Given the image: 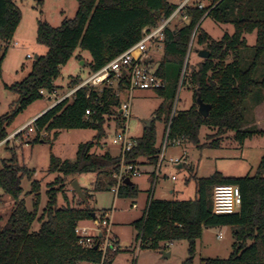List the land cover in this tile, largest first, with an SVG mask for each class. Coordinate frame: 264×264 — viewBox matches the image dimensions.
Masks as SVG:
<instances>
[{
  "label": "trees",
  "instance_id": "16d2710c",
  "mask_svg": "<svg viewBox=\"0 0 264 264\" xmlns=\"http://www.w3.org/2000/svg\"><path fill=\"white\" fill-rule=\"evenodd\" d=\"M209 1L210 4L202 9L186 7L184 14L187 21L182 22L179 28L165 29L162 59L155 70L164 86L154 90L162 98L154 119L164 121L167 128L169 126L170 141L180 140L199 149L219 148L222 136L228 132L234 133V139L239 144L255 136L264 137V126L260 121L262 117L258 116V122L253 127L244 128L247 99L255 93L254 107L264 102V79L254 78L264 58V0ZM76 2L78 8L74 18L64 19L59 27L38 22L36 42L46 47L47 52L32 62L29 73L23 79L10 86L5 85V89L12 92L16 99L10 104L9 111L0 116L1 145H6L5 140L9 136L6 128L16 116L33 102L42 99L43 92L53 93L57 89L53 82L75 50L89 52L90 71L93 74L138 42L143 28L155 27L178 7L169 0ZM207 17L219 24L231 25L233 33L225 34L220 40L211 39L200 27ZM20 18L21 12L13 0H0V42L9 43ZM253 33L255 44L248 48L244 35ZM194 38L210 55L196 68L188 67L187 70V55ZM246 48L250 51L249 60L243 56L242 51H246ZM230 55L232 61L225 63ZM80 82L76 78L68 85L73 89ZM179 84L190 85L193 89V104L171 117ZM121 91L115 92L106 84L102 85L101 90L80 88L71 99L64 98L55 103L34 120L30 132L34 135L32 143L51 144L63 130L92 129L97 132L91 141L78 146L72 161L50 155L48 172L61 176L46 190L47 202L38 218L40 227L37 231L32 230V224L37 219L40 203L39 182L31 181V190L26 193L35 195L33 210L29 211L22 198L21 181L32 170L19 165L12 156L1 161L0 196L9 195L14 207L0 228V264H81L100 261L101 254L97 250H84L77 246L74 233L77 224L92 220L94 211L70 206L65 196L64 205L59 206L58 195L63 191L65 178L87 173L100 176L108 173V170H118L119 157H112L108 152L96 155L91 150L104 136L106 118L118 116L113 109L121 106L118 95ZM198 95L204 104L210 106L206 118L197 111L195 100ZM87 110H90L89 115L85 114ZM202 127L214 133L208 134L206 142L201 144L199 134ZM25 130L28 129L16 137L20 138ZM42 132L47 136L41 137ZM156 141L152 120L136 139L135 146L126 153V158L135 162L145 159L147 164L156 166L160 153ZM153 178L152 173V185ZM193 180L196 189L193 199L159 200L150 195L140 219L132 223L140 249L158 251L162 243L167 245L183 241L187 244V257L180 264H194L196 243L201 239L203 230L229 227L234 238L229 256L225 259H202L200 264H264V155L253 176L226 177L215 172L206 178L194 176ZM115 183L116 180L109 176L108 186ZM221 185L238 187L241 204L237 212L213 213V189ZM138 193L135 184H122L117 196L134 199ZM84 197L88 198L86 194ZM113 256L105 264H111Z\"/></svg>",
  "mask_w": 264,
  "mask_h": 264
},
{
  "label": "rangeland",
  "instance_id": "374dc122",
  "mask_svg": "<svg viewBox=\"0 0 264 264\" xmlns=\"http://www.w3.org/2000/svg\"><path fill=\"white\" fill-rule=\"evenodd\" d=\"M21 12L20 22L9 43L0 42V116L9 111L10 104L16 99V96L5 89V85L10 86L23 79L30 71L35 56H43L47 48L37 44V24L46 22L50 26L57 28L64 19H73L78 8L76 0H13ZM173 2L174 0H169ZM185 0H177L181 4ZM202 2L204 6L210 4L209 0H188L187 7L196 6ZM176 18L170 28H179L182 22ZM201 29L204 30L211 39L220 40L225 34L231 35L233 27L229 24H219L210 17L205 18L201 23ZM245 44L248 48L255 44V33L244 35ZM196 43L194 38L190 44V51L187 58V70L196 68L202 62L197 56V52L203 49ZM243 52L245 59L249 60L250 51ZM162 47L149 52L152 64L150 68L156 70L162 59ZM29 56V57H28ZM232 61L230 55L225 63ZM91 56L88 51L77 49L74 51L70 60L60 68V74L53 84L57 88L55 93L43 92V98L33 102L25 110L19 113L13 122L6 128L9 138L6 145L0 147V165L4 158L14 157L19 165H25L32 170L28 177L21 181V187L24 195L23 199L29 211L33 210V198L35 195L28 194L31 190V181L37 180L40 185V203L38 205L37 219L32 224V230L37 231L40 227L38 218L46 205V190L54 184L56 178L61 175L48 172L49 157L54 155L61 160H74L77 148L80 144L91 141L97 132L92 129L63 130L57 138L49 143H32L34 135L25 130L21 137H10L16 129L23 126L38 112L46 107L56 103L58 99L68 94L71 90L69 82L73 79L80 81L87 80L91 75L90 71ZM185 69V70H186ZM256 80L264 79V58L254 75ZM115 84H113L114 86ZM120 103H125L129 94L122 92L118 94ZM130 117L127 119V132L132 138H139L147 124L154 120L156 132V145L160 147L165 140V132L168 131L164 121H156L155 111L162 103V98L154 90H135L131 94ZM193 104V89L190 85L179 84L172 108L171 117L179 111L187 110ZM255 105V93L252 94L245 103V126L251 128L258 122V116L264 124V102L259 107ZM113 111L118 113V108ZM125 120L119 115L106 118L104 124V136L91 150L96 155H101L104 151L110 149L111 153L116 154L118 147L112 144V139L117 132L124 127ZM262 124V126H264ZM150 126V125H149ZM214 133L206 127L200 129L199 140L204 143L208 134ZM12 135V134H11ZM42 136L41 137H46ZM51 138V135L49 136ZM178 144L168 145L165 152V161L160 168L155 181L154 199L183 201L193 199L195 196V183L193 176L206 178L215 172H221L225 176L243 177L253 176L259 165L261 157L264 155V137L255 136L246 139L243 144H239L234 139V133L228 132L222 136L219 148L199 149L196 146L183 141H176ZM184 158L186 164L177 168L174 164L168 163L170 159L175 160ZM144 159H140L141 162ZM188 161V162H187ZM143 171L141 175L132 179V182L140 190L138 196L132 198H119L111 192L112 186H108L107 180L112 177V172L98 176L96 173H87L78 175V184L82 187V193L85 202L77 197L75 191L71 188V183L75 177L65 178L63 181V191L58 195V205L63 206V196L68 200V204L73 207L88 208L94 211L96 215L107 212L109 215L111 237L119 239V250L111 259V264H180L186 259L187 244L183 241L174 242L170 247L171 257L161 259L159 251L166 249V244H160V250L140 249L136 240V230L132 223L143 213L145 204L152 195L153 186L149 181L147 171L151 172L155 166L146 163H138ZM143 164V165H142ZM174 176V180L171 177ZM99 178V179H98ZM113 178V177H112ZM116 185V183L114 184ZM113 185V186H114ZM57 186V185H56ZM100 186V187H99ZM148 189L150 192H148ZM170 190L174 192L169 193ZM82 202V203H81ZM135 205L137 208H132ZM14 207V201L9 195L0 196V228L5 224L9 214ZM85 225H90L85 222ZM221 232L222 236L217 239L216 235ZM234 242L232 230L229 227L211 228L204 232L202 240H198L197 252L194 258V264H200L202 259H225L229 256L232 244Z\"/></svg>",
  "mask_w": 264,
  "mask_h": 264
},
{
  "label": "built area",
  "instance_id": "2783aa9c",
  "mask_svg": "<svg viewBox=\"0 0 264 264\" xmlns=\"http://www.w3.org/2000/svg\"><path fill=\"white\" fill-rule=\"evenodd\" d=\"M187 1H183L178 5L176 10L167 19L161 20L155 27H145L141 31V38L129 49L121 53L112 59L99 71L93 73L87 80L81 81L70 92L56 101L59 102L64 98L71 99L74 92L84 87H94L97 90H101L103 84L118 92L122 89V92L129 94L125 103H122L118 108L119 115L125 120L124 127L120 132H117L113 139L112 144L118 147L120 158L118 163V170L112 172V177L116 180V185L112 186L111 192L117 196L120 185L123 184L125 178L132 180L133 178L142 174V170L138 164L133 160L126 158L128 153L136 144V139L131 138L127 132V119L130 117V99L131 94L135 90H157L164 86L162 78L158 77L154 70L150 68L152 60H150L149 52L154 51L156 48L162 47L164 41V31L170 24L176 19L186 20L187 17L184 14V9L187 7ZM198 9H202L204 6L201 2L196 5ZM29 57V56H28ZM188 58V55H187ZM121 83V84H120ZM113 84H115L113 86ZM86 115L90 114V110L85 112ZM35 120V119H34ZM31 120L22 128L15 131L11 138L21 133L24 129L32 131L33 122ZM42 136L46 133L42 132ZM170 144H178L176 141H170L168 139V131L165 132V140L160 148L158 155V161L154 168V176L157 178L162 163L165 160V152ZM170 164L175 166L183 163L181 159H170ZM174 176L171 180H174ZM241 204V195L238 187L221 185L216 186L212 193V211L214 214H232L238 211ZM135 208V205H132ZM109 215L107 212L101 213L99 216L95 214V218L91 220V226H82L77 224L74 229V233L77 237V246L84 250L93 249L97 247V251L101 254L100 261L98 263H81V264H105L108 259L118 252V245L115 238L111 237L110 232ZM221 233L216 235V238L221 237ZM137 251L140 250V241H138Z\"/></svg>",
  "mask_w": 264,
  "mask_h": 264
},
{
  "label": "crops",
  "instance_id": "0c3cea01",
  "mask_svg": "<svg viewBox=\"0 0 264 264\" xmlns=\"http://www.w3.org/2000/svg\"><path fill=\"white\" fill-rule=\"evenodd\" d=\"M177 0H174L172 3H174V4H178L177 2H176ZM204 1V0H203ZM202 3V2H201ZM203 4V3H202ZM204 6V5H203ZM53 93H55V91L53 92ZM55 104V103H54ZM53 104V105H54ZM53 105H51V106H49V107H46L44 110H42L41 112H38L36 115H34L31 119H29L23 126H25L27 123H29L31 120H34V119H36L37 117H39L42 113H44L46 110H48L49 108H51ZM257 123V122H256ZM255 125V124H254ZM23 126H21V127H19L18 129H20V128H22ZM18 129H16V131L18 130ZM143 132V131H142ZM11 134H13V133H11ZM11 134H10V137H11ZM8 138H9V136L7 137V139L5 140V141H7L8 140ZM132 138V137H131ZM134 139H137V138H134ZM2 146H4L3 144L1 145L0 144V147H2ZM105 152H108L112 157H117L118 156V153H119V150H118V152L116 153V154H113V153H111V151H110V149L107 151H104L101 155H103ZM4 159H6V158H4ZM3 159V160H4ZM180 160L182 159H184V158H179ZM145 160V159H144ZM144 160H142L141 162H139L138 161V163H145L144 162ZM165 161V160H164ZM188 162V161H187ZM164 163V162H163ZM163 163H162V165H163ZM186 164V162H183L182 164H180V165H177L176 167L177 168H181V167H183L184 165ZM143 165V164H142ZM142 166H140V168H141ZM143 172V171H142ZM153 173V175H154V170L153 171H151V172H149V171H147L145 174H148L149 175V181L151 182V174ZM221 173V172H220ZM222 175L223 176H225L223 173H222ZM194 177V176H193ZM196 178H199V177H197V176H195ZM226 177H230V176H226ZM75 180L77 181L78 180V176H75ZM132 181V180H131ZM155 181H156V178H155V176H154V178H153V188H152V197H154V188H155ZM77 183H78V181H77ZM133 183V182H132ZM133 184H135V183H133ZM79 185V184H78ZM136 185V184H135ZM195 185V184H194ZM80 186V185H79ZM136 187H137V189H138V186L136 185ZM82 188V187H81ZM150 189V188H149ZM149 189H148V192H150L149 191ZM138 191H140L139 189H138ZM174 191L173 190H170L169 191V193L170 194H172ZM195 195H196V189H195ZM195 197V196H194ZM133 208V207H132ZM137 207H135L134 209H136ZM141 217V216H140ZM140 217L138 218V219H140ZM137 219V220H138ZM136 221V220H135ZM134 221V222H135ZM85 222H88L90 225H88V226H91V221H84V222H82V223H80V225H82V226H87V225H85L86 223ZM207 229H204L203 230V232H202V237H201V239L200 240H202V238H203V235H204V232L206 231ZM219 233H221V232H219ZM218 233V234H219ZM222 234V233H221ZM115 240H116V243H117V245H118V250H119V239L116 237L115 238ZM197 243H198V241H197ZM197 243H196V252H197ZM174 244V242L173 243H170V244H168L167 246H166V249L165 250H162V251H164V252H169L170 253V257H171V251H169V249H170V247L172 246ZM160 252L161 251H159L158 253H159V255H160V258L161 259H165V258H162V256H161V254H160ZM169 257V258H170ZM168 258V259H169Z\"/></svg>",
  "mask_w": 264,
  "mask_h": 264
},
{
  "label": "water",
  "instance_id": "95a60500",
  "mask_svg": "<svg viewBox=\"0 0 264 264\" xmlns=\"http://www.w3.org/2000/svg\"><path fill=\"white\" fill-rule=\"evenodd\" d=\"M39 1V0H37ZM203 1V0H202ZM209 51L206 50V49H201L197 52V56L199 58H201L202 60L204 59H208L209 58ZM37 58V56H35V59ZM196 106H197V111L198 113L203 117V118H206L208 116V113H209V109H210V106L207 105V104H204L200 98V95H198L196 97ZM150 124H147L146 127H149ZM123 184L125 185H132V181L129 179V178H125V180L123 181ZM71 188L75 191L76 195L78 198H80L82 201H85V197L82 193V188L81 186L78 185L77 181L74 180L72 183H71ZM95 218V213L92 214V219ZM94 250L97 249V247L95 246L93 248ZM162 258H165V259H168L170 257V253L169 252H164V251H161L160 252Z\"/></svg>",
  "mask_w": 264,
  "mask_h": 264
}]
</instances>
